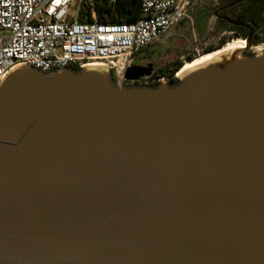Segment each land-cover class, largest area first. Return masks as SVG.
Here are the masks:
<instances>
[{
	"label": "water",
	"instance_id": "95a60500",
	"mask_svg": "<svg viewBox=\"0 0 264 264\" xmlns=\"http://www.w3.org/2000/svg\"><path fill=\"white\" fill-rule=\"evenodd\" d=\"M244 52L155 87L105 66L11 70L0 264H264V51Z\"/></svg>",
	"mask_w": 264,
	"mask_h": 264
},
{
	"label": "built area",
	"instance_id": "2783aa9c",
	"mask_svg": "<svg viewBox=\"0 0 264 264\" xmlns=\"http://www.w3.org/2000/svg\"><path fill=\"white\" fill-rule=\"evenodd\" d=\"M93 1L91 21L81 22L83 0H0V81L24 64L44 74L105 66L121 86L179 78L180 71L169 78L128 82L125 74L143 49L191 19L194 0H142L140 17L123 23L99 21ZM252 48L253 53L264 51Z\"/></svg>",
	"mask_w": 264,
	"mask_h": 264
},
{
	"label": "trees",
	"instance_id": "16d2710c",
	"mask_svg": "<svg viewBox=\"0 0 264 264\" xmlns=\"http://www.w3.org/2000/svg\"><path fill=\"white\" fill-rule=\"evenodd\" d=\"M94 7L98 13V19L101 22H129L140 17L142 0H94ZM225 6H222L224 5ZM84 12L81 17V22H90L91 17L89 12L90 0H83ZM241 16L237 20H232L229 17H220L219 10L230 9ZM219 9V10H218ZM204 15L197 18L196 30L199 35H203L204 31L202 25H205L209 17L219 18L216 25L217 30H224L229 32H236V39L246 40L250 37L252 32L260 31L264 32V0H234L230 4L225 1H220L214 6H210L203 13ZM202 23V24H201ZM237 23V24H235ZM247 23L248 25H246ZM260 44L258 38L252 37L249 43V48L256 47ZM224 44H220L217 47H207L205 53L212 52L223 47ZM253 53L247 54L251 56ZM191 56L190 59H194ZM184 66V62L177 60L170 67L169 75L173 76ZM163 75V74H161ZM178 81L173 82L176 84ZM158 84H151V87H155Z\"/></svg>",
	"mask_w": 264,
	"mask_h": 264
},
{
	"label": "rangeland",
	"instance_id": "374dc122",
	"mask_svg": "<svg viewBox=\"0 0 264 264\" xmlns=\"http://www.w3.org/2000/svg\"><path fill=\"white\" fill-rule=\"evenodd\" d=\"M220 1L221 0H194L195 5L190 15L191 19L171 29V31L158 43L143 49L138 57L152 60L155 63L157 73H159V69L165 68L166 74L164 75H169L170 67L173 62L180 60L186 63L191 60V56H194V59H196L206 54L204 51L207 47H217L220 44L226 46L231 41L239 40L229 31L217 30V23L214 17H209L205 25H202L204 31L203 35H199L196 30L197 18L199 19L202 17L206 9L216 5ZM258 39L260 40L258 46L264 47V33L260 34ZM244 53H253V48L247 47ZM126 86L131 85L127 84Z\"/></svg>",
	"mask_w": 264,
	"mask_h": 264
},
{
	"label": "flooded vegetation",
	"instance_id": "af4514ba",
	"mask_svg": "<svg viewBox=\"0 0 264 264\" xmlns=\"http://www.w3.org/2000/svg\"><path fill=\"white\" fill-rule=\"evenodd\" d=\"M221 1H225V2H228L229 4L234 1V0H221ZM222 6H225L222 5ZM219 10V9H218ZM217 14H216V17L215 20H216V23H218V20L219 18H217ZM219 16L220 17H229L231 18L232 20H237L238 18H241L240 15H238L234 10H233V7H231L230 9L226 10V9H222V10H219ZM246 25H248L247 23H245ZM233 33L235 36H237V33L236 32H231ZM264 32H260L259 30L256 31V32H252V34L250 35V40L252 37H255V38H258L260 36V34H263ZM145 60L147 59H141L139 57H136L135 59V65L134 66H141V67H147L149 65H152V68H153V71H152V79H157V78H169L171 75H164L166 74V70L165 68H161L159 69V73H157L156 69H155V63L152 61V60H147L146 62H144ZM174 63V62H173ZM172 63V64H173ZM160 74H163L162 76ZM176 74V73H175ZM174 76V75H173ZM177 81V80H175ZM174 81V82H175ZM151 84H156V83H153L151 82Z\"/></svg>",
	"mask_w": 264,
	"mask_h": 264
},
{
	"label": "bare ground",
	"instance_id": "6f19581e",
	"mask_svg": "<svg viewBox=\"0 0 264 264\" xmlns=\"http://www.w3.org/2000/svg\"><path fill=\"white\" fill-rule=\"evenodd\" d=\"M246 48H247V44L242 39L231 41L226 46H223L222 49L219 51L209 53V54H204V55H201L194 60H189L181 68L179 75H182L183 73L192 69L193 67H196V66L212 59L213 57L219 55L220 53H223V52L228 51V50H233V49H246ZM257 51H260V50L258 49Z\"/></svg>",
	"mask_w": 264,
	"mask_h": 264
}]
</instances>
